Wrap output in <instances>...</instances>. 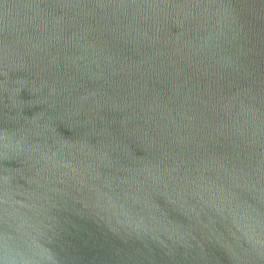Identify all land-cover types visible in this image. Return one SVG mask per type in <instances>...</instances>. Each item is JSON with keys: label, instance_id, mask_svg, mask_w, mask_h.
Masks as SVG:
<instances>
[{"label": "water", "instance_id": "1", "mask_svg": "<svg viewBox=\"0 0 264 264\" xmlns=\"http://www.w3.org/2000/svg\"><path fill=\"white\" fill-rule=\"evenodd\" d=\"M0 264H264V0H0Z\"/></svg>", "mask_w": 264, "mask_h": 264}]
</instances>
